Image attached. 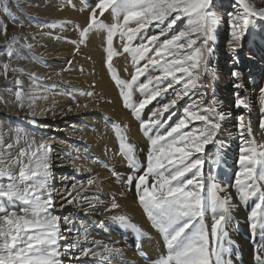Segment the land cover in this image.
<instances>
[{"label":"snow or ice","instance_id":"6c2138e0","mask_svg":"<svg viewBox=\"0 0 264 264\" xmlns=\"http://www.w3.org/2000/svg\"><path fill=\"white\" fill-rule=\"evenodd\" d=\"M236 3L239 10L229 20L232 52L242 47L255 19L264 21V7H257L252 0H236ZM105 13L111 16L112 23L104 22ZM182 18L187 19L185 30L167 38V33ZM220 22L221 17L213 10V0H96L85 25H74L79 44H84L90 33L106 34L107 70L120 89L124 106L131 109L139 121L140 131L149 141L146 165H139L134 146L128 142L124 129L113 124L119 141L118 154L125 158L134 174L124 175L113 168L110 169L111 175L129 189L134 188L139 205L162 236L165 251L150 264H232L229 257L234 242L229 238L227 225L231 219L233 197L214 174L205 177L202 170L205 161L197 155L214 142L221 122L228 115L216 105L201 108L193 102L184 109L183 118L174 124L169 123L175 114L170 110L178 101L203 87L201 72L216 75L209 68V57L214 51V33ZM150 26L159 29L158 34L145 36ZM0 34L6 37L9 47L20 41L17 35L8 37L7 25L0 24ZM116 37L121 41L120 52L114 48ZM161 37L165 39L161 40ZM137 39L141 41L139 44L135 43ZM25 46L32 48L31 44ZM123 54L129 55L134 65L128 81L121 80L113 69L114 57ZM8 55L11 56L12 52L9 51ZM2 67L0 75L5 77L9 70L25 71L23 68L10 69L8 63ZM150 68L157 70L159 75H146ZM142 76L146 77L144 82H140ZM231 76L235 81L232 87L240 89L242 73L233 70ZM31 77L35 81L36 73H31ZM181 82L182 90L177 91L174 98L156 107L147 119H143L142 113L147 105ZM15 83L18 87L12 94L16 106L24 108L27 102L31 114L35 115L34 105L38 97L25 94L19 79ZM134 87L143 97L138 103L132 99ZM260 92L264 103V88ZM235 95V106L248 109L246 99L239 92ZM0 102L9 103L3 96H0ZM76 107L81 105L77 103ZM67 110L71 112L73 108ZM165 113H168L167 117ZM236 120L243 139L234 186L241 202L246 204L252 198L259 201L252 207L248 221L253 231L258 227L264 230V146L247 138L252 136V129L245 115H238ZM195 122L202 126L190 127ZM261 127L264 128V121ZM20 139L18 130L15 143L19 144ZM25 143L27 147L17 148L18 154L12 156L14 145L3 144L0 135V145L4 149L0 152V264H63L61 256L73 251L79 253L74 257L77 261L80 257L99 255L100 251H118L99 241H93L92 247L68 243L62 251L60 241L67 238L59 231L61 218L50 211L55 208L56 199L68 204L85 200L90 208L104 201L99 197L93 201L79 194L73 195L78 185L83 186L82 181L72 183L62 193L57 192L49 182L50 157L46 141L37 143L35 139L26 138ZM94 182V177L87 179L88 185ZM118 208L120 205L112 197L105 211ZM209 212L210 227L205 224ZM112 219L141 231L126 215H115ZM63 221L69 225L74 223L68 217ZM257 260L264 264V244L258 247Z\"/></svg>","mask_w":264,"mask_h":264},{"label":"rangeland","instance_id":"374dc122","mask_svg":"<svg viewBox=\"0 0 264 264\" xmlns=\"http://www.w3.org/2000/svg\"><path fill=\"white\" fill-rule=\"evenodd\" d=\"M252 2L257 7H264V0H252ZM95 3L96 0H71V2L69 0H0V24L7 25L8 37L12 35L20 37L18 44L9 47L6 37L0 34V73L3 72L2 65L4 63H8L10 69H25L24 72L9 70L7 77L0 75V96H3L5 101H9V103L0 102V135L3 137V144L11 143L14 145L11 152L12 156L18 154L17 148L27 147L26 138L35 139L37 143L42 140L46 141L47 147L50 146L58 152H60V149L55 141H62L74 155H81L84 151L82 158L91 161L96 169L101 173H105L110 195H120L134 201L136 209L139 207L142 212V223L145 222L142 226L136 224L137 228L141 230L138 232L109 218L108 212L105 211L106 207H96L88 209L90 213L87 212L88 221L85 224H99L104 228L106 222L112 228V232L120 239V243L122 242L123 245L136 250L134 252L143 259L145 258V261L147 259L151 261L158 257L163 244V242L161 243L162 236L158 232L161 239H157L156 244L152 236L157 233V229L155 227L150 228V230L147 229L148 226L151 227L153 224L143 211L142 206L139 205L134 188L129 189L111 175L110 169L113 168L124 175L134 174L128 168L125 158L118 154L119 141L113 124H118L124 129L128 142L134 146L139 165H146L149 141L140 131L139 121L132 115L131 109L124 106L120 89L112 79V73L107 70L105 63L106 34L103 32L90 33L87 41L84 44H79L78 32L74 28V25H85L89 11L95 6ZM232 3H234L233 0H213V10L221 17V22L214 33L215 40L212 43L214 51L209 57V68L214 70L216 75L212 76L211 73L201 72L200 82L203 87L193 90L189 96L178 101L175 108L170 110L175 114L169 123L174 124L180 118H183L185 115L184 109L192 105L193 102L201 108L216 105L219 110L227 113L228 118L221 122V129L218 131L214 142L210 143L209 147L206 146L203 153L197 155L205 161L202 169L205 177L210 173L214 174L218 182L225 186L227 192L231 193L233 197L231 219L227 225V231L231 241H234V238L239 237L241 232L240 226L235 225L234 219L237 221L239 213L246 214V227L247 229L250 228L248 216L254 204L259 202L256 198H252L246 204L241 202L238 199L234 185L236 172L239 171L238 159L243 139L237 129L236 117L238 115H245L250 122L252 136L247 138L254 139L257 145L264 146V128L261 127V122L264 121V103L261 102L260 92V89L264 88V21L255 19L242 41V47L232 52L227 43V34L230 30L229 20L231 15L239 10L237 3L236 5ZM225 5L228 7H225ZM102 19L105 23H112V18L108 13H105ZM186 25V18L177 21L174 28L167 33V38L181 30H185ZM158 32L159 29L150 26L144 35H156ZM44 34L45 41L46 39L55 40L57 44H50L44 49L45 41L42 42L40 39ZM163 39L165 37H161V40ZM72 41H77V43L74 44ZM140 42L139 39L135 41L136 44ZM27 44H31L32 48H27L25 46ZM114 48L118 52L122 51L121 41L118 37L114 38ZM9 51L12 52L11 56L8 55ZM55 52L57 53L55 54ZM60 52L62 53L60 54ZM253 58H255L254 61ZM57 61L61 62V66L57 65ZM225 65H232L234 70H239L242 73V79L239 81L242 84L240 89L232 87L235 82L231 76L232 71L227 72L224 69ZM113 69L121 80H130L131 74L134 72L131 57L127 54L117 55L113 59ZM31 73H36L37 79L35 81H33ZM57 73H68L69 77L66 79L57 77ZM146 75H159V72L150 68ZM177 75L180 76L181 74L177 73ZM17 79L21 81L20 87H22L25 94L38 97L34 105L35 115L31 114L32 110L28 109L27 102H25L24 108L16 106L15 97L12 93L17 90L18 86L15 83ZM145 79V76L140 77V82H144ZM182 84L183 82L174 84L172 89H169L157 100L147 105L142 113L143 119H147L156 107L174 98L175 93L182 90ZM237 92L246 99L249 104L248 109L235 106V94ZM88 93H92V95H88ZM113 96H116L119 100L114 101L113 98H110ZM142 98L141 93L134 87L133 102L138 103ZM109 102H115L119 113L123 112L124 116L111 112L112 108L105 110L99 106H97L98 108L88 107L91 110L85 111L86 114L91 112L89 115L90 121H88H92V124L96 123L98 126L104 124L105 135L100 133L97 136L96 145L101 148V151L95 148L91 150L88 146L82 147L81 141L72 132L83 124L81 118H86L87 115L84 113V109L82 114L85 116L81 115V111L74 109L77 108L76 104L78 103L81 106L88 104L101 105ZM64 106L72 107L74 114H72L73 112L68 113L69 117L61 119L59 114L64 112L59 111V109ZM98 109L99 111H97ZM190 110L195 111L196 109L191 108ZM167 116L168 113H165V117ZM192 126L199 127L202 125L200 122H195L194 125H190V127ZM18 130L21 139L20 143L16 144ZM62 130H70V133L64 134ZM142 136L146 139H143ZM3 151V146L0 145V152ZM63 164L59 162L50 166L51 179L49 182L57 192H60V184L66 185L71 182L70 178L73 175ZM149 179L151 180V178ZM4 182L6 183V181ZM83 189L82 187L77 188L73 195L79 194ZM65 203L67 205L65 212L59 211V209L56 210L59 207L62 209V205ZM72 205L75 204L70 205L66 201L57 198L55 208L50 210L53 215L61 218L59 231L64 237L66 236L64 231L67 226L63 222V217L68 214L71 216L75 214L84 216L81 212L74 211ZM84 220L76 221L71 230L74 231L77 226L79 228L80 222ZM211 222L210 220L209 227ZM262 231L259 227L255 230L257 233ZM141 232L144 236L141 235ZM81 237L82 235H79L77 243L80 242ZM145 237L152 238L150 242L153 246L149 251L144 249L142 245ZM251 239L253 238L248 236V240L251 241ZM68 243H73V241L68 239L60 241L62 251ZM92 246L93 244H91ZM75 254L73 251L71 256ZM68 255L61 256L63 264H72L73 261L76 264H121V259L116 251H100L99 255L92 256V258L84 257L83 261H71ZM229 258L233 260L231 255Z\"/></svg>","mask_w":264,"mask_h":264},{"label":"bare ground","instance_id":"6f19581e","mask_svg":"<svg viewBox=\"0 0 264 264\" xmlns=\"http://www.w3.org/2000/svg\"><path fill=\"white\" fill-rule=\"evenodd\" d=\"M50 1H52V0H50ZM233 2L234 3H232V4L236 5V0H233ZM225 7H228V6L225 5ZM72 16H73V13H72ZM40 39H41L42 42H44L45 41V34L43 36H41ZM51 41L52 40H50V39H46V41H45L46 45L44 46V49H45V47L47 48L48 46H50V44L51 45L57 44V42L55 40L52 41V42ZM230 41H231V36H230V30H229V32L227 34L228 46H230ZM52 49H54V48H52ZM238 49H240V48H238ZM49 53H48V55H49ZM56 53L57 52H55V54ZM61 53L62 52H60V54ZM51 55H53V54H51ZM51 57H53V56H51ZM254 60H255V58H253V61ZM57 65L61 66V62L57 61ZM224 69L227 72H231V71L234 70L232 65H225ZM57 77H62L64 79H66L67 77H69V74L68 73H59V74H57ZM112 93L115 94V92H113V91H112ZM110 98H113L114 101L116 99H118V98H116V96H113V97H110ZM97 106H99L100 108H103L105 110H107L108 108H112L111 112L115 113L116 115H121L122 114V116H124L123 112L119 113L117 104L115 102H109V103L101 104V105L88 104L87 107H83V105H82L81 107H79V109L78 108H74V109H77L78 111H81V115L85 116V115L82 114L83 109H84V113H85V111H89L91 107H97ZM88 107H90V108L88 109ZM60 108L61 109H59V111H61V112L63 111L64 112V113H60L59 114V116H60L59 118H61V119L69 117L68 113L73 112L72 114H74V110L71 111V112H69L67 110L68 107L64 106V107H60ZM97 111H99V109ZM90 113L91 112H88L87 114L85 113L87 115V117L86 118H84V117L81 118L83 124H81L79 128H75V131H73L72 133H74L76 138H78V140L81 141V143L83 145L82 147H87L88 146L89 148H91V150L95 148L96 150L101 151L100 150L101 148L96 145L97 144V136L100 133L105 135V132L103 130L105 125L102 124L101 126H98L96 123L92 124L91 123L92 121L89 122L90 121L89 120L90 119L89 118ZM91 120H92V118H91ZM108 131H109V129H108ZM62 133H64V134L70 133V130H62ZM5 137H6V135H5ZM142 138L146 139L143 136H142ZM55 142L58 144L60 152H58V150L52 149L50 146L47 147V151H48L49 157H50V166H53V164H55V163L58 164L59 162H60V164L64 163L63 164L64 167H66L67 170L71 171V173L73 174L72 177L70 178L71 182H69L66 185L65 184L64 185L60 184L59 191L61 193L64 192L66 188L70 187V185L72 183H75L77 181H82L83 182L82 188H84V189L79 193V196L87 197L88 200H93V201H95L96 197H99L100 200L104 201L103 204L96 203L95 208L96 207H108L111 204L112 197L116 198V201L120 205V208L114 209V210H111V211H107L108 215H109V218H112L115 215H126V216H128L130 222L135 224V225L137 224L139 226L140 225L142 226V225L145 224V222L142 223V218H141L142 212H141L139 207H137V209H136V207H135L136 204H135L134 201H132L129 198L122 197L120 195H116V196L110 195V192H109V189H108V181L106 180L105 173H101L98 169H96V166L91 161L82 158V156L84 154V151L82 152L81 155H78V154L74 155L62 143V141H55ZM5 144H7V143H5ZM92 152H94V151H92ZM208 164H209V162H208ZM208 164H207V166H208ZM92 177L95 178V182H94L93 185H88L87 184V179L92 178ZM80 187L81 186L78 185L77 188H80ZM72 204H75V205H72L74 207V209H75L74 211H78V213L81 212L84 216L82 217L79 214H75L73 216L68 214L67 216H65V217L71 218L74 221V223L72 225H69V224L65 223V225L67 227H66L64 233H66L65 237L69 241H73V243L74 242L77 243V238L79 237V235H82L81 240L79 242V244L81 246L91 247V244H92L93 241H99V242H101V244H107L110 248L118 250L116 252L119 254V257L121 259V264H150V259H147V261H145L144 260L145 258L143 259L141 256H138L134 252L136 250H133L132 248L123 245L122 242L120 243V239L116 236V234L114 232H112V228L106 222L104 223L105 224L104 228L101 225H99V224H89V225L85 224V222L88 221V216H87L88 209H92V208L89 207V204H88L87 201L78 199L76 202H74ZM66 207H67V205L65 203L64 205H62V209L59 207L56 210L58 211V209H59V211L61 210V211L65 212V210L67 209ZM68 207H69V205H68ZM88 213H90V212H88ZM210 214H211L210 212L206 213V216H205V224L207 226H209V221L211 220V215ZM82 219H85V220L83 222H80L79 228L77 226V228H75L74 231L71 230L74 227L75 222L79 221V220H82ZM108 220H112V219H108ZM234 222H235L236 226H240L241 232H240V236L239 237H235L234 238L235 240L233 241L234 243H233L232 248H231L230 255L233 258L232 264H259V261L257 260V250H258V247L261 244H264V230L262 232H258L257 233L255 231H253L251 228L247 229V227H246V214H244V213H239L237 221L234 219ZM152 227L153 226H151V227L148 226L147 229L150 230V228H152ZM156 231H157V233L152 236L153 239L155 240V242H156L157 239H161V236H159V234H158V230H156ZM248 236L253 238V239H251V241H249L248 240ZM150 239H152V238H150ZM150 239L148 237H145L144 241L142 242V245H143L144 249H146L148 251L153 246V244L150 242ZM115 241H117V242H115ZM162 242L163 241L161 240V243ZM156 244H157V242H156ZM164 251H165V249L163 248V244H162L161 248H160V252L158 253V257L161 254H163ZM74 252L76 253L74 256H71L72 252L68 253L69 254L68 257L71 259V261L76 260L74 257L79 255L78 252H76V251H74ZM138 253L140 254L139 251H138ZM145 255H147V254L145 253ZM87 257L92 258V255L87 256ZM79 260L83 261L84 257H80ZM74 262L75 261H73L72 264H76Z\"/></svg>","mask_w":264,"mask_h":264}]
</instances>
